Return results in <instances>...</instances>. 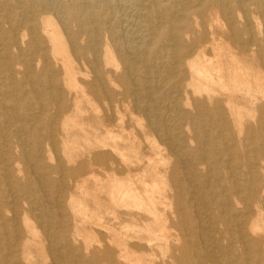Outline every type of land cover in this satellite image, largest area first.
<instances>
[{
	"label": "bare ground",
	"instance_id": "obj_1",
	"mask_svg": "<svg viewBox=\"0 0 264 264\" xmlns=\"http://www.w3.org/2000/svg\"><path fill=\"white\" fill-rule=\"evenodd\" d=\"M0 264H264V0H0Z\"/></svg>",
	"mask_w": 264,
	"mask_h": 264
}]
</instances>
